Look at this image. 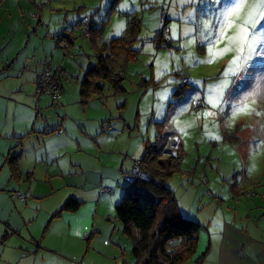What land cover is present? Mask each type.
I'll list each match as a JSON object with an SVG mask.
<instances>
[{
    "label": "rangeland",
    "instance_id": "374dc122",
    "mask_svg": "<svg viewBox=\"0 0 264 264\" xmlns=\"http://www.w3.org/2000/svg\"><path fill=\"white\" fill-rule=\"evenodd\" d=\"M230 2L231 0H30L28 3L27 0H0V75L4 73L17 80L22 73L24 76L18 80L20 82L35 77L34 69L29 65V60L25 59H31L35 54L34 50L40 47L35 57L40 55V67L36 70L40 69L41 72L44 62H48L53 70L57 67L64 69L66 76L63 81L61 78V83L66 96L75 102H78L79 81L84 79L89 62L95 58L89 56L94 52L90 51L91 43L88 36H85L83 23L77 27L75 37L71 32L76 47L67 43L57 46L52 40L56 33L61 34L58 31L64 25H73L80 18L90 17L97 22L105 17L108 21L102 30L100 41L97 40L102 44L118 38V35H125L126 20L131 16L143 22L132 47L137 51V58L125 65V93L115 94L105 89L104 98L100 97L104 101L93 98L95 101L92 102V107L94 113L99 108L97 117L111 119L110 123L117 128L122 124L119 119L126 120L124 128L128 131L119 135V142L125 146V150L130 148L132 151V146L128 145V133L140 138L142 146L139 155L143 152V141L150 140L154 144L153 128L147 131L150 126L155 125L156 136L160 130L171 133L163 148L167 153L162 154L160 160L176 157V161L172 168L160 171L166 173L171 170L170 175H163V185L173 193L181 216L200 226L196 252L182 264H203L211 254L209 243L212 246L219 245L222 236L231 232L233 222H256L264 215V47L257 44L255 51L249 53L245 44L244 53H240L239 43H230L227 39L235 34V26L226 29L223 37L219 35L222 30L220 16ZM254 2L255 0H247L248 5ZM35 3L37 8H34ZM162 8L165 9L163 15L166 21L162 20ZM33 10L39 14L40 19L38 16L37 19L31 18L32 14H36ZM247 10L246 5L238 18L230 19H234L235 25H239ZM256 18L261 19L257 28L264 34V19L260 16ZM39 21L40 31L35 30ZM127 36L131 37L130 34ZM158 36L165 38L161 43L168 40L167 49L154 46L152 40ZM28 37L32 45L27 46ZM10 41L13 42L12 48ZM39 41L40 44L37 43ZM225 47L229 50L223 55L209 56V48L218 52ZM249 54L251 59L245 61L239 71L226 78L222 76L234 57L243 58ZM209 59L210 63L207 62ZM3 65L10 68L2 71L5 67ZM183 74L188 75L193 83L190 87L177 89ZM222 79L227 80V86L218 97L217 105L213 107L207 103L197 108L196 101H201V93L209 99L210 92ZM10 83L11 81H0L1 92L4 93L3 89ZM31 84L30 94L33 95L34 85ZM26 88L29 89L30 85L26 84ZM190 88L191 93H188ZM1 95L3 94L0 93ZM5 98L8 102V122L5 120L3 124H9L12 115H15L16 121L25 120L23 113L19 111L25 110L21 103L25 104L27 97ZM123 101L125 106H120ZM60 103L66 102L52 103L49 97L41 94L40 110L36 111L32 107L33 113L39 115L37 121L43 122L45 115L58 120L59 111L56 109L61 106L54 104ZM67 103L72 106L70 102ZM242 104H247L250 110L239 111L238 106ZM49 105L55 107L45 108ZM16 111L18 115L15 114ZM204 113L209 115L205 116ZM37 114L34 115L36 118ZM84 122L85 120L75 124ZM173 140H177L178 144H174ZM162 145L163 140L158 147L161 148ZM123 186H127L125 181ZM60 196L64 197L62 202L67 197L65 193ZM112 221L115 224L114 233L110 220H99L96 216L94 232L98 228V234H92L91 229H88L83 234V240L77 241L72 249L64 246V236L56 237L46 245L54 251L85 254V249L89 250L93 243L90 251L96 258H87L90 264H114L117 260L118 264H136L131 253V241L122 231L118 235L116 224L122 230L121 224L114 217ZM44 225L41 231L46 227ZM115 248L119 253L116 260L112 254L116 252ZM57 253L62 256L61 252ZM68 259L70 260L69 257ZM207 264H210L209 260Z\"/></svg>",
    "mask_w": 264,
    "mask_h": 264
},
{
    "label": "crops",
    "instance_id": "0c3cea01",
    "mask_svg": "<svg viewBox=\"0 0 264 264\" xmlns=\"http://www.w3.org/2000/svg\"><path fill=\"white\" fill-rule=\"evenodd\" d=\"M27 1L29 3L30 0ZM37 6V4L34 5V8ZM20 7L21 5L19 9ZM37 16L40 19L37 12L32 14L31 18L37 19ZM81 20L82 18L73 25H64L58 31L61 34L56 33L52 40L57 46L62 43L66 44L64 39V41L61 40V43L58 42V39L60 40L58 37L62 34L72 32L75 37V31L77 27H80ZM91 21L93 22L91 25L98 28L108 20L104 17L101 21L95 22L92 18ZM18 30L17 28L16 31ZM35 30L40 31V21ZM98 41L95 44L99 47L101 43ZM37 43L40 44V41ZM74 44L75 42L69 46L76 47ZM9 45L12 48L13 42L10 41ZM28 45H32L29 37L27 38ZM38 50L40 51V47L34 50L35 54L32 58L36 57ZM90 51H92V47ZM44 56L45 54L42 59ZM89 56L92 57L91 54ZM32 58L25 60H29L28 63L36 75L40 72V69L36 70L40 67V55L38 58ZM44 64L50 65L48 62H44ZM93 64L94 59L89 62L87 68ZM8 68L10 67L5 66L1 70L6 71ZM112 68H115L114 71L120 73L119 75L125 80L126 69L120 68L119 60L113 64ZM56 69L62 71L63 81L66 72L61 67ZM23 76L21 73L18 78L21 79ZM182 76L188 77L185 74ZM11 78L4 73L0 75V81H11L3 89L4 93L0 88V93L3 94L0 96V264H40L45 262L48 264H90L87 258H96L90 251L93 243L89 250L85 249V254L83 252L54 251L46 243L54 241L56 237L64 236V246L72 249L77 245V241L83 240V234L87 233L88 229H91L93 234L96 216L99 220H110L112 233H114L113 212L115 205L123 196L125 176L131 174L133 163L143 157L145 145L150 144L151 141L146 140L147 144L143 141L141 156L139 155L142 146L140 138L132 137L128 133V145L132 146V151L130 148L125 150V146L119 142V135L128 131L124 128L126 120L119 119L118 121L122 124L117 128L115 124L110 123L111 119L97 117L100 110L96 108L97 113H94L92 102L95 101L93 98L102 96H95L85 106H81L79 96V103L66 96L61 79H59L60 86L63 88L58 101H53L50 96L45 94L52 103L66 102L54 104L61 106L60 109H56L59 111V119L52 120L45 115L43 118L46 119L40 123L37 121L39 115L35 113L38 115L36 118L32 109L33 107L36 111L40 110V96L36 97L35 95V77L21 82L18 81L19 79ZM124 80L121 86L125 91ZM189 80L192 85L193 81L190 78ZM81 81L79 82L81 83ZM31 83L34 85L33 95L30 94L32 92ZM26 84L30 85L29 89L26 88ZM105 89L111 91L108 85H105L104 91ZM188 93H191V88ZM5 96L27 97L26 103H21L25 110L19 111V113H23L25 120L16 121L15 115H12L9 124H3L5 120L8 122L6 114L8 102ZM200 96L199 99L203 104H207L209 99L205 97V94L201 93ZM103 98H100L101 102L104 101ZM67 102H70L72 106H68ZM120 106H125L124 101ZM17 111L15 114L18 115ZM137 114L140 117L139 111ZM3 118L4 120H2ZM84 120V124H75ZM13 122L15 123L12 124ZM91 122L100 124H90ZM151 128L154 131L155 143L157 138L155 125L150 126L147 131H151ZM158 134L170 136L171 133L160 130ZM173 142H177V140H173ZM12 157H16L14 165L8 161ZM63 193L67 197L62 202L64 197L60 194ZM68 199L80 203L75 212L62 211L61 208ZM235 214L237 215V211ZM223 219L226 220L224 216ZM45 221L47 222L45 223ZM43 225L46 227L41 231ZM116 227L118 235H121L120 226L116 224ZM95 231L94 233L98 234L99 229L96 228ZM57 252H61L63 257ZM209 253L211 254L208 259L205 258L203 264H207L208 260L210 264H264V215L260 216L256 222L251 220L238 224L233 222L231 232L222 236L219 245L212 246L209 243ZM112 254L114 260L119 257L117 249ZM89 255L90 257H88ZM114 264H118V260L114 261Z\"/></svg>",
    "mask_w": 264,
    "mask_h": 264
},
{
    "label": "trees",
    "instance_id": "16d2710c",
    "mask_svg": "<svg viewBox=\"0 0 264 264\" xmlns=\"http://www.w3.org/2000/svg\"><path fill=\"white\" fill-rule=\"evenodd\" d=\"M161 11L163 13L165 9L162 8ZM162 18L167 20L166 17ZM84 19L91 22L85 35L89 38L94 52L92 56L95 58L93 57L94 64L87 68L80 83L81 106H85L95 96H103L105 85L115 94L125 93L121 86L124 79L112 66L119 60L120 68L124 70L130 60L137 58V51L132 47L143 24L141 20L131 16L126 20L125 35L104 41L100 48L95 43L101 37L106 21L95 28L91 25L93 22L90 17ZM84 19L79 22L82 24ZM128 34L131 37L127 36ZM70 37L73 38L71 32L64 33L58 37V42L61 43L63 38L68 45L74 43V39ZM158 37L152 41L155 47L160 48L165 38ZM121 74L123 75V71ZM179 84L177 89L187 87ZM190 85L191 82L189 87ZM156 137L154 144L145 145L144 155L139 160V169L150 175L149 181L135 179L131 184L126 182L123 196L114 207V218L121 224L122 234L131 241V253L136 264H182L196 252L200 226L181 216L173 193L163 185V175H170L171 170L166 173L160 171L172 168L176 157L160 160L162 154H165L163 148L169 135L158 134ZM162 140L163 145L159 148L158 144ZM174 144H178V141ZM15 160L16 157H12L8 161L14 165ZM79 206L80 203L76 200L68 199L61 209L75 212Z\"/></svg>",
    "mask_w": 264,
    "mask_h": 264
},
{
    "label": "snow or ice",
    "instance_id": "6c2138e0",
    "mask_svg": "<svg viewBox=\"0 0 264 264\" xmlns=\"http://www.w3.org/2000/svg\"><path fill=\"white\" fill-rule=\"evenodd\" d=\"M184 2V0H182ZM247 5L248 10L244 15L243 20L239 25H235V20L230 19L232 17L238 18L241 14L242 9L245 8ZM191 15V14H190ZM260 16L264 19V0H255L254 3L248 5L247 0H231L228 7L221 13L220 20L222 22V30L220 31L219 35L221 37L224 36V31L228 28L236 27V32L233 36L227 37L230 43H239L238 51L240 53H244L245 48L244 45L247 44L249 53L255 51V46L259 44L260 46L264 47V34H261L259 29L257 28L258 25L261 24V19H257L256 17ZM256 30V31H251ZM251 33V39H249ZM229 48L225 47L224 49L213 52L211 48H209V56L214 57L216 55H223L224 52L228 51ZM251 59V55H244L243 58L241 56L234 57L227 69L224 70L222 73L223 77H227L230 74H235L237 71L240 70L241 65ZM203 62V61H198ZM207 62H211L209 59ZM227 86V80L222 79L220 80L212 91L209 94L208 103L212 104L213 107L217 105L219 102L218 97L222 94L223 89ZM247 99V98H246ZM239 111H249L247 104H242L238 106ZM205 116L209 115V113H204Z\"/></svg>",
    "mask_w": 264,
    "mask_h": 264
},
{
    "label": "built area",
    "instance_id": "2783aa9c",
    "mask_svg": "<svg viewBox=\"0 0 264 264\" xmlns=\"http://www.w3.org/2000/svg\"><path fill=\"white\" fill-rule=\"evenodd\" d=\"M164 13V12H163ZM162 13V16L164 17ZM83 24L85 25V32L89 28V24L87 19H84ZM87 28V29H86ZM169 47L168 41L160 44V48L167 49ZM63 73L62 71H59V69L53 70V68L50 65L43 66V69L41 72L37 73L35 75V95L36 97H39L41 94H47L52 98L53 101H58L61 95V86L60 81ZM180 83L185 86H189L190 80L186 77H182L180 79ZM203 104L201 101L196 102V107L199 108ZM135 179H140L143 181H149L150 175L147 173H143L139 169V161H136L132 170V173L125 176V181L128 184H131L134 182Z\"/></svg>",
    "mask_w": 264,
    "mask_h": 264
}]
</instances>
